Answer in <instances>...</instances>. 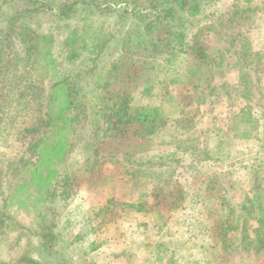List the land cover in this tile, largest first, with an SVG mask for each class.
Segmentation results:
<instances>
[{"label": "rangeland", "instance_id": "rangeland-1", "mask_svg": "<svg viewBox=\"0 0 264 264\" xmlns=\"http://www.w3.org/2000/svg\"><path fill=\"white\" fill-rule=\"evenodd\" d=\"M102 3L101 7L108 5L113 10L87 6L71 26H86L90 35L114 34L99 65L108 67L121 53L138 50L139 28L130 18H121L125 5L112 0ZM240 3L247 4L245 0H215L206 6L207 18L201 26H207L209 32L204 43L209 52L216 51L220 66L191 80L183 68L185 55L169 62L155 59L157 78L150 79V91L143 83L136 87L134 104L156 107L169 120L154 141L115 152L110 145L93 140L88 123L91 114L89 119L84 115L77 122H68L64 108L63 114L56 109L55 123L48 133L55 146L46 151L51 157L42 155L38 163L46 182L61 174L74 176L76 182L59 222L62 251L51 258L54 264H60L59 260L62 264H264V244L252 251L237 246L246 218L248 231L254 234L256 213L249 216L252 211L245 206L260 193L255 178L264 181V0H253L254 13L243 29L224 30L229 42L224 44L218 31L224 29L221 26L227 23L233 6ZM49 24L51 27L43 19L39 26L47 31ZM197 30L191 29L190 35ZM238 41L248 45L245 53L262 54L260 71L255 74L247 69L256 78L257 89H246L239 79ZM98 71L102 72L100 67ZM161 71L167 72L164 78L169 82L176 80L167 89L159 84ZM245 109L255 125L244 117L239 118V124L233 119ZM180 118L184 122L178 125ZM10 151L3 148L4 153ZM170 184L181 185L185 194L177 211L137 214L117 210L95 219L110 200L152 201L154 194L162 193L161 188L166 192L173 189ZM22 219L30 221L28 216ZM223 219L230 226L239 223L228 236L232 246L227 249L213 243L211 231L212 225ZM16 238L15 233L4 242L0 240V253L5 257L17 259L21 255L20 247L14 253L7 247ZM26 239H22L23 248Z\"/></svg>", "mask_w": 264, "mask_h": 264}, {"label": "trees", "instance_id": "trees-1", "mask_svg": "<svg viewBox=\"0 0 264 264\" xmlns=\"http://www.w3.org/2000/svg\"><path fill=\"white\" fill-rule=\"evenodd\" d=\"M214 1L112 0L116 5H125L121 18H130L139 28L138 50L123 52L108 67H101L102 56L114 34L102 37L91 32L90 35L86 26L71 24L77 22L87 6L113 10L108 5L101 7L104 0H0V240L4 242L16 233L17 238L7 247L11 253L20 247L21 254L13 259L0 253V264H54L51 258L55 259L62 251L63 232L59 222L76 178L61 174L53 182H46L45 172L38 163L42 155L49 159L51 156L46 151L55 146L50 143L52 137L48 133L55 123L56 109L64 108L68 122H77L84 115L89 119L91 114L88 123L93 140L110 145L115 152L154 141L169 125V120L156 107L135 105L134 91L140 83L150 91V79L157 78L155 59L169 62L185 55L183 68L191 80L221 65L216 51L209 52L204 43L209 28L201 26L207 18V4ZM245 1L246 5L233 6L227 23L221 26L224 29H218L224 44L229 42L224 30L243 29L254 13L253 0ZM43 19L51 23L47 31L39 26ZM195 28L198 30L190 35V30ZM244 46L248 45L237 47L239 79L247 85L246 89H257L256 78L247 69L257 74L262 54H247ZM99 67L102 72L98 71ZM166 74L159 72L163 89L176 82H169L164 78ZM60 113L63 114L62 110ZM72 114L75 116L71 117ZM238 115L233 118L238 124L242 117L252 125L257 123L249 109ZM182 122L180 118L178 125ZM5 147L11 151L4 153ZM258 178L254 182L260 193L254 195L253 187L254 197L245 206L252 211L249 216L256 213L254 234L249 233L246 218L237 245L246 246L243 248L247 251L258 250L264 244V181ZM170 185L173 189L166 192L161 188L162 193L154 194L152 201L110 200L95 214V219L117 210L137 214L177 211L185 194L181 185ZM22 216H28L30 221L25 222ZM236 223L230 226L224 219L217 220L211 227L213 243H221L224 249L232 246L228 236L239 228ZM24 237L28 239L23 248Z\"/></svg>", "mask_w": 264, "mask_h": 264}]
</instances>
